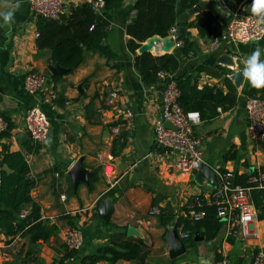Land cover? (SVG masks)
<instances>
[{
	"label": "crops",
	"instance_id": "1",
	"mask_svg": "<svg viewBox=\"0 0 264 264\" xmlns=\"http://www.w3.org/2000/svg\"><path fill=\"white\" fill-rule=\"evenodd\" d=\"M135 1L123 0L122 7L112 13L104 42L114 55L112 59L87 51L74 71L55 75L50 72L55 64L51 52L37 47L36 19L30 13L28 0H0V113L11 123L9 134L0 138V155L4 145L11 152L25 154L30 173L36 178L30 196L40 208L41 221L56 227V233L47 241L33 245L19 236L10 238L0 230V243L4 246L0 264H81L82 256L94 253L110 240L128 238L144 242L145 258L142 262L119 260L115 264H219L222 249L228 256V264H250L255 250L264 251V219L256 218L248 233L238 237L243 255H229L233 245L224 243L221 226L211 241L197 234L196 241L184 243V254L170 257L165 241L167 230L193 197H207L213 191L216 172L230 171L240 177L246 169H264V139L250 141L245 112L250 92L254 90L264 97V89L252 87L243 78L242 85L235 88L234 107L195 127L202 140L204 168L186 174L175 172L172 168L175 155L162 149L154 135V123L162 114L163 84L144 86L134 67L135 55L128 49L130 37L125 27L135 15L132 8ZM85 2L88 0H66L64 11ZM221 3L222 0H198L193 9L179 17V26L193 22L197 12L204 11L216 16L217 26L224 29L230 16ZM251 7V3L243 2L235 13L252 14ZM9 11H14V16L10 23H5L3 14ZM184 28L196 50L188 55L172 50L181 61L177 75L185 73L197 78L199 89L216 86L226 92L225 80L233 84L230 74L243 70V61L256 48L261 49L264 61V37L247 44H215L211 39L200 38L195 28ZM225 54L232 57L233 67L220 62L219 58ZM30 71L46 78L44 89L36 96H29L22 85ZM111 89L118 93L116 110L101 116L98 110L102 98ZM32 106L42 109L50 127L40 150L28 154L24 145L33 141L25 129L24 115ZM123 107L133 112L135 118L128 127L124 123L120 134L114 136L111 128L121 123L119 113ZM229 150L235 152L236 158L224 160ZM78 163L84 175L75 182L69 172ZM106 164L113 169L112 177L103 173ZM53 170H56L55 187ZM99 200L112 202L107 221L95 210ZM154 206L161 210L160 215H149ZM30 207L27 204L23 209ZM65 216L71 217L80 228L84 244L74 257L62 260L65 255L62 232L70 220ZM169 216L173 220L165 222L163 218ZM139 220L145 224L141 225ZM22 247L24 251L19 255Z\"/></svg>",
	"mask_w": 264,
	"mask_h": 264
},
{
	"label": "trees",
	"instance_id": "2",
	"mask_svg": "<svg viewBox=\"0 0 264 264\" xmlns=\"http://www.w3.org/2000/svg\"><path fill=\"white\" fill-rule=\"evenodd\" d=\"M102 1L103 8L99 13L93 10L91 4L85 2L69 6L68 10L56 20L36 19L37 47L48 49L51 52L52 63L67 70V74L80 66L87 51L98 52L108 59L114 57L104 42L110 29L112 13L122 7L123 0ZM243 2L252 4V0H222L221 5L225 7L231 18ZM197 3L198 0H136L132 7L135 15L126 25L125 30L130 37L128 49L135 55L134 67L143 85L151 86L158 82L163 84V79L161 80L159 76L160 72L170 75L179 91L178 106L184 113H197L201 123H208L236 104L237 90L228 79L225 80L226 92L216 86H204L199 89L197 78L185 73L177 75L181 61L175 52L159 56L150 52L136 55L140 45L148 39L154 36L160 38L170 36L173 29L180 27L179 17L193 9ZM182 27L195 28L198 36L207 40L225 29L217 26L216 16L204 11H198L194 21ZM177 40L183 42V48L178 50L185 55L195 52L196 46L189 34ZM255 94L254 90L250 92V96ZM10 129L11 123L7 131L0 133V138L6 137ZM40 145L28 141L24 145V150L28 154L36 153L40 150ZM229 158H236L233 150L226 152L223 159ZM2 165L10 172L2 170ZM29 172L25 154L19 151L11 152L4 145L0 155V230L10 238L19 236L33 245L38 241H47L56 233V227L41 221L40 208L30 196L36 181L27 177ZM245 180V176H234L236 184L245 185ZM250 198L257 219L263 220L264 189L251 190ZM27 204L31 205L29 216L21 219L19 213ZM194 209L203 210L205 215L197 221L182 216H178L175 221L177 225L182 224L184 229L190 232V238L183 242L191 241L193 233L204 237L206 241H211L218 235L222 226L216 216V207L204 202L201 209ZM65 217L70 219L69 226L77 227L71 217ZM163 220L169 222L173 218L169 216L164 217ZM144 249L145 244L141 239L110 240L107 244L98 247L94 253L82 256L81 264H96L101 261L115 264L119 260L142 262L145 258ZM77 253L65 248L62 260L72 258Z\"/></svg>",
	"mask_w": 264,
	"mask_h": 264
},
{
	"label": "built area",
	"instance_id": "3",
	"mask_svg": "<svg viewBox=\"0 0 264 264\" xmlns=\"http://www.w3.org/2000/svg\"><path fill=\"white\" fill-rule=\"evenodd\" d=\"M28 3L30 13L34 19L56 20L65 12L64 5L66 0H28ZM87 3L91 4L93 10L98 13L103 8L102 0H88ZM175 32V29L171 32L173 38ZM263 37L264 25H257L256 17L253 14L235 13L228 20L225 29L211 37V40L215 44L221 42L247 44L259 41ZM183 46L182 41L174 39L173 49H182ZM159 76L163 79L162 114L154 123L155 141L158 145L169 148L170 150L167 151L175 155L172 165L175 172L180 174L196 172L203 165L204 155L202 140L195 133V127L200 122L198 114L184 113L177 103L179 91L174 81L163 72H160ZM45 83L46 78L44 76L30 71L24 76L22 85L29 96H36L44 89ZM117 98L118 93L115 89H111L105 94L98 110L101 116H104L110 110H116ZM245 112L248 122L247 133L250 141L254 143L264 139V97L260 94L249 96L245 103ZM119 114L122 116L121 123L111 128V133L114 136L120 134L121 126L124 123L128 127L135 118L133 112L125 107L121 108ZM166 123L169 124V127L165 126ZM24 125L34 143L41 144L46 140L50 124L46 114L39 106H32L26 110ZM8 126V121L0 113V133L7 131ZM103 173L106 177L113 176V169L110 164L103 166ZM244 176L246 178L245 185H240L235 183L232 172H216V183L213 191L207 197H193L185 206L187 210L181 212V216L197 221L205 213L203 210H195L194 208L201 209L204 202L214 205L216 207V216L224 230L223 241L225 244L233 245L234 241L239 240L240 234L248 233V227L257 218L255 207L250 198L251 190L264 189V169H246ZM27 177L36 181L35 176L30 172ZM29 213V209H23L19 213V218L23 219L29 216ZM160 214L161 210L156 206L149 210V215ZM138 222L141 225L145 224L140 220ZM172 225L175 226L176 233L181 241L190 238V232L186 231L182 224L173 223ZM62 242L67 250L80 252L84 244L80 228L66 226L62 232ZM3 247L0 243V253ZM220 253L223 259L219 264H228V256L224 249ZM250 264H264V251L261 249L255 250L252 253Z\"/></svg>",
	"mask_w": 264,
	"mask_h": 264
},
{
	"label": "water",
	"instance_id": "4",
	"mask_svg": "<svg viewBox=\"0 0 264 264\" xmlns=\"http://www.w3.org/2000/svg\"><path fill=\"white\" fill-rule=\"evenodd\" d=\"M186 34V30L183 27H178L176 29V32L174 34V37L177 39L183 35ZM105 44V43H104ZM173 46H174V39L172 36H167L165 38H160L157 36H154L150 39H148L146 42L142 43L140 45V47L138 48L137 52L139 54L144 53V52H150V51H154L156 53H170L173 50ZM220 62H222L224 65H226L227 67H233L234 63L232 60V57L229 56L228 54L222 55L219 58ZM50 72L52 74L55 75H63L65 73H67V70L62 69L58 64H53V66H51L50 68ZM230 80H232L233 85L236 89H238L243 82V70H237L234 71L233 73L230 74ZM165 126L169 127V124H165ZM159 146L161 148H164L166 150H170L167 147H164L162 145L159 144ZM204 166L202 165L200 170L203 169ZM1 169L4 171H7L8 173L10 172V170H8L6 168V166L2 165ZM70 176L73 178V181H80L84 175V173L82 172V166L81 163H78L77 165H75L72 170L69 172ZM53 175H54V179H53V186L55 187L56 185V170H53ZM77 177V178H75ZM234 182V181H233ZM95 210L97 211L98 215L100 216V218H102L104 221L108 220V217L110 215V213L112 212V202L110 200L107 201H102L99 200L96 203L95 206ZM132 230H129V234ZM192 238L196 241L197 238V233H193L192 234ZM202 238H199V240ZM165 241L166 244L168 246V252L171 258H176L182 254L185 253V245L184 242L181 241L178 238V235L176 233L175 230V226H172L171 228H169L165 234ZM24 251V247H22L20 249V251L18 252L19 255H21V253ZM243 249H242V243L240 240H236L233 243L232 249L229 252V255H235V256H240L243 255Z\"/></svg>",
	"mask_w": 264,
	"mask_h": 264
},
{
	"label": "clouds",
	"instance_id": "5",
	"mask_svg": "<svg viewBox=\"0 0 264 264\" xmlns=\"http://www.w3.org/2000/svg\"><path fill=\"white\" fill-rule=\"evenodd\" d=\"M251 12L256 17L257 25H264V0H252ZM13 16L14 11L4 13L3 18L5 23H10ZM243 63V77L252 87L264 89V61L261 60V49L256 48Z\"/></svg>",
	"mask_w": 264,
	"mask_h": 264
}]
</instances>
